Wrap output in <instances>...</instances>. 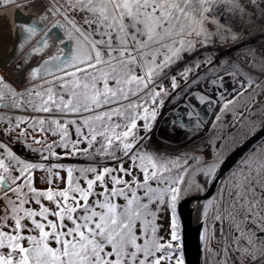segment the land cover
<instances>
[{"label":"snow or ice","instance_id":"6c2138e0","mask_svg":"<svg viewBox=\"0 0 264 264\" xmlns=\"http://www.w3.org/2000/svg\"><path fill=\"white\" fill-rule=\"evenodd\" d=\"M23 2L0 0V7ZM249 5L259 6L257 0H42L38 21L18 27L27 34L25 43L40 34L34 53L42 54L53 36L58 47L30 69L20 90L0 76V125L7 122L6 135L20 129L16 142L31 133H51L59 140L46 143L33 136L43 146H26L39 154L38 161L20 157L0 141V264H184L175 209L188 190V161L181 164L179 158L144 149L148 137L139 132L141 127L151 131L168 95L162 84L166 70L213 36L238 41L237 16L251 23ZM49 16L62 19L49 25L44 23ZM254 61L253 50L247 62ZM226 63V73L241 74L234 63ZM192 70L179 72L186 83ZM170 79L175 90L177 78ZM239 84L232 99L221 94L223 111L260 87L251 75ZM14 110L27 115H7ZM62 156L96 162L86 167L52 162ZM97 157L119 166H106ZM37 170L44 171L40 181L48 187H35ZM217 173V161L201 162L204 185ZM165 205L173 217L169 239L159 235L162 226L156 223ZM213 221L214 228L220 225L219 251L208 249L215 264H264V162L255 173L245 165L227 202L223 195L217 202Z\"/></svg>","mask_w":264,"mask_h":264},{"label":"rangeland","instance_id":"374dc122","mask_svg":"<svg viewBox=\"0 0 264 264\" xmlns=\"http://www.w3.org/2000/svg\"><path fill=\"white\" fill-rule=\"evenodd\" d=\"M249 8H251V11L252 9L256 11V7L249 5ZM259 20L261 21L262 17ZM241 28L242 26L240 27V24H239L240 32H242ZM212 31L215 32V28H213ZM261 35L262 34L259 35V33H255V35L252 37L254 44L249 51L250 53L246 55L253 57V50H254L255 57H256L258 55L257 54L258 51L264 50V49H259V44H261L264 47V41L262 39L263 36ZM241 36L242 35H240V37ZM218 38L221 39L219 42V48L211 44H207L206 46L197 45L196 47L197 49L192 53L194 54L192 57L188 56V57L182 58L181 64L183 63L182 64L183 66L190 67V64L192 63L191 68L193 69L191 72H189L191 79L188 80L189 78L187 77V83L185 79L181 78V76L179 77L180 78L179 86L185 87L184 85H186V88L184 90H179L177 88L176 89L177 92H175L174 94V95H177V97L175 98V101L172 104L171 102L168 103L167 101L166 103L163 104L162 108L161 107L159 108L158 115H157V121L155 122V125L151 128V131L145 133L143 128H141L139 132L141 136L146 135L148 137L146 140L142 142L144 149L152 151L158 155H165L169 158H173V159L179 158L181 164H183L184 160L188 161V164L185 165V167L188 168V173L185 174V182L188 188L187 191H190L192 193L189 196L200 195L204 193L214 181L213 179H209L206 185L203 184L204 177H202V175L200 174L201 162L205 161L206 159H209L208 157L210 156L211 157L216 156L215 161H219L222 157H225L226 154L232 148L233 149L236 148L240 144V142H242L243 139L247 136L245 135V133L242 134V128H243V121H242L243 118L242 117L244 116L243 113L241 115L236 114V117H235V129H236V135H237L238 140L234 144H232V142L236 138L235 133L228 131L222 125L221 126L218 125L220 119L217 120L216 118L215 119L213 118V115L215 113V110L213 108L208 106L209 116L207 119L192 117V116H196L195 114L196 110H194L195 108L194 106L200 103V100L198 97L205 96V94H208L214 99L215 91L220 92L222 90L223 82L231 83L235 87L237 86L236 91L241 89L240 84H239V79L241 78V74L238 75L237 82L235 79L231 78L230 74L228 73L225 75L224 74L221 75L220 73L216 75L211 74L212 76L209 75L208 77H205L204 74L208 72L210 68L214 69L215 65L219 63V60L217 59V55L216 57H214V59L211 60L212 63L209 69L202 68L200 66L194 69L196 65H199L194 60L200 59L199 58L200 53H196V52L203 50V49H207L204 51L205 55H207V53H210L213 56L214 54L213 49L218 48V52H224L223 54L229 56L227 59V62H231V63H234V60L231 59L230 57L231 55L233 56L234 52L241 55L238 49L239 43L237 41L230 43L229 40L227 41L223 39L224 38L223 36H220ZM240 42L242 43L243 41L240 40ZM35 57L32 56L31 58H28L27 63L33 62L32 60L35 59ZM201 57L203 58V56ZM21 64H24L23 61H21ZM259 75L262 76V79H264V72L260 73ZM0 76H3L5 81L11 83L15 88H17V90L21 89L22 84L20 85L16 84L14 80L12 79V77H10L9 74H6L5 72H3L1 69H0ZM214 79H217L215 84L213 83ZM229 79H232L233 81H235L237 85H235ZM193 80H196L198 82L193 84L191 83V81ZM254 99H255L254 97H250L248 101H252ZM256 101H258V99ZM185 102H187L188 105L186 104L183 105V103ZM189 105H191L192 107H190ZM191 108L193 109L190 111ZM182 110H184L185 114H182V112H179ZM190 112L192 113L191 116L188 115ZM254 114H255V110H252L250 112V116H253ZM7 115H10V116L27 115V113H22L19 110H14L13 112L7 113ZM222 115L223 114H221V116ZM228 121L230 120L227 118L226 122ZM138 123L139 125L142 126L144 122L141 120ZM217 125L218 127L224 128L223 135H226L228 137L227 142L226 141L224 142L220 150L217 149L216 136L219 130ZM7 127L8 125L6 121L2 125H0V141H4L10 144L12 151L14 153H16L20 157L26 160H29V161H38L39 154L31 151L26 145L31 144L32 147L34 148H40L43 146L41 144H36L32 138L33 136H35V139L37 140L46 141V143H52L53 140H57V141L59 140L58 136L53 137L51 133H44V134L31 133V130H29L31 134L27 137L26 140H24L23 142H16L15 137L18 135L20 129H16L15 132L9 135H6L4 129ZM23 127L24 126L22 125L21 128ZM254 127L255 126H253L251 122V125L248 126V129L252 131ZM72 131H73V139H75L74 129ZM260 140L261 141L259 140L258 141L261 144L255 143V145H251L246 150L245 155L242 158V161L238 163L237 179H239V173L245 170V165L251 166V168L253 169V172L255 173V164L251 163V160L253 159V157H256L257 159H264V136ZM81 147H83V145H81ZM56 151L57 153L62 154L65 150L61 148H57ZM61 159L62 160L60 161L62 164H64L65 166H72V167L74 166L76 167L81 164L88 166L89 164H94L96 162V161H90L81 156H68V157L62 156ZM96 160L100 161L102 164H105L106 166H109V167H115L117 166V163H118L117 161H113V160L101 161L100 157H97ZM54 161L56 160L52 158V162ZM39 162L46 163V164L48 163L47 161H39ZM129 164H131V161H127L126 163H124V167L127 168ZM219 166H220V163H218V167ZM232 172L233 171L226 174L223 178L231 177ZM61 175L63 176L65 174L61 172ZM35 176H36L35 184L37 188L44 189L48 187L47 184L41 183L40 181V177L45 176V173L43 170H37L35 173ZM223 178L221 176L217 180L214 188H216L219 184L225 183V180ZM56 183H59V182H56ZM198 185H203V187H198ZM53 186H55V183ZM63 186H64L63 183H59V187L62 188ZM190 188L193 191H191ZM218 201H220V195H218V199H216V203L212 205L213 206L212 219H213L215 207ZM225 202H227V200H225ZM207 204L208 203H206V205ZM0 207H2V205H0ZM221 207H223V205H221ZM202 211H203V205H202ZM168 213H169L168 207L165 205L162 211H160L159 218L156 221L158 225L162 226L160 229L159 235L164 236L165 239L170 238V232H171L170 227H168V224H169L168 216L171 217L172 214L169 213L170 214L169 215ZM201 217H203L202 213L199 216H197V219H195L196 221L195 223L199 222ZM218 238L220 239V236H218Z\"/></svg>","mask_w":264,"mask_h":264},{"label":"bare ground","instance_id":"6f19581e","mask_svg":"<svg viewBox=\"0 0 264 264\" xmlns=\"http://www.w3.org/2000/svg\"><path fill=\"white\" fill-rule=\"evenodd\" d=\"M11 6L12 5L0 7V69L6 74H9V76L12 77L16 84L20 85L24 83V77L30 71L31 68L38 66V64L42 62L43 59L55 53L54 50L56 49V45L50 41L49 46L44 50V52L41 55H38L34 53L32 49L36 45V47L40 46L36 44L38 37H40V34L32 37L25 43V36L27 34L22 33V28L18 27V19L30 20L35 18L38 21L39 15L42 11V0H34V2L24 0L22 5L19 7ZM249 13L252 16L251 10H249ZM57 19H60V17L58 18V16H49V19L45 21V23L50 25L51 23H54ZM246 19L247 17H245V20ZM241 21L244 20H240L239 16H237L238 24L242 25ZM208 28L211 31L212 25L209 24ZM262 29L264 30V27ZM247 30L243 32L246 33V35L248 34ZM231 42L233 41L230 39V43ZM33 44L36 45L33 46ZM201 51L203 50L198 51V53H200ZM219 53L223 54L224 52ZM32 56H36V58L33 59V62L29 63V65L28 63L21 64V61L24 60V58L28 59V57L31 58ZM217 59L220 60L221 56L217 55ZM162 84L168 93L172 91V88L167 87L164 83ZM224 84L225 83H223V86ZM223 104L224 102L222 101H213L212 97H208V99L204 102L200 101L199 104H196L194 106V110H196V116L192 117L201 119H204V117H208L206 111L209 106L216 110L213 116L217 118V116H219L223 111ZM186 105H188V103H186ZM189 106L192 107L191 105ZM231 107L232 106L230 105L229 109H231ZM179 112L185 114L184 110ZM225 128L228 131L236 134L235 125H228L225 126ZM251 133L253 135L254 132H249L248 136L251 135ZM202 205L203 203H200L197 206L195 210V219H197V216H199V214L201 213Z\"/></svg>","mask_w":264,"mask_h":264},{"label":"water","instance_id":"95a60500","mask_svg":"<svg viewBox=\"0 0 264 264\" xmlns=\"http://www.w3.org/2000/svg\"><path fill=\"white\" fill-rule=\"evenodd\" d=\"M18 19V17H17ZM30 19V18H29ZM35 18L30 20L18 19L19 25L31 24ZM45 23V22H44ZM56 31L55 29L53 30ZM62 35V33H61ZM40 37H38V40ZM52 43L58 47L56 37L53 36ZM37 44V43H36ZM36 44H33L36 45ZM37 46V45H36ZM62 47V45H60ZM56 49L54 50L56 52ZM41 55V54H40ZM35 57V56H34ZM36 58V57H35ZM264 136V120L262 126L247 136L234 150L225 157L218 167V173L212 184L203 195L190 196L177 205V213L181 222V248L185 264H201V254L205 245L207 231L205 222L194 223L195 209L203 201H207L215 190L217 180L225 174L246 152V150Z\"/></svg>","mask_w":264,"mask_h":264},{"label":"trees","instance_id":"16d2710c","mask_svg":"<svg viewBox=\"0 0 264 264\" xmlns=\"http://www.w3.org/2000/svg\"><path fill=\"white\" fill-rule=\"evenodd\" d=\"M247 104V102H245V103H240V102H238V103H234L233 105H231L232 107V111L233 112H235L237 109H240V108H245V105ZM257 121V120H256ZM256 121L254 122V123H256ZM144 122V121H143ZM251 122H252V120H247V121H244V123H243V128H242V134L243 133H246V131L248 130V126L249 125H251ZM253 122H252V124H254ZM142 128V127H141ZM223 130H221V128H220V134H217V136H216V139H217V149L218 150H220L221 149V146L224 144V142L226 141L227 142V136L226 135H223ZM141 134H143V133H141ZM235 136H236V138L234 139V141L232 142V144H234L237 140H238V138H237V135L235 134ZM220 142V143H219ZM219 143V144H218ZM209 159H206L205 161H210V160H215V158H216V156H213V157H208ZM126 159V158H125ZM118 162V161H117ZM80 166H85L84 164H81ZM65 167H72V166H65ZM75 167V166H74ZM76 167H78V166H76ZM191 189V188H190ZM191 191H193L192 189H191ZM190 194H192L190 191H184V192H182V194H181V196H180V198H182V197H184V196H186V195H190ZM179 198V199H180ZM216 202V199H214V203ZM170 214H172V213H170ZM169 214V215H170ZM171 219H170V217H169V221H170ZM209 246L207 245V247H206V249H205V251H204V253H203V264H215V261H216V258L214 257V255L212 254V252H210L209 250Z\"/></svg>","mask_w":264,"mask_h":264}]
</instances>
